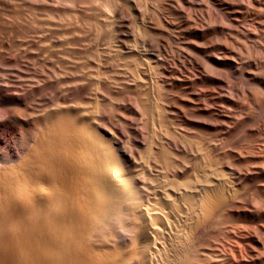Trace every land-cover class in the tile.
Wrapping results in <instances>:
<instances>
[{"label":"bare ground","instance_id":"bare-ground-1","mask_svg":"<svg viewBox=\"0 0 264 264\" xmlns=\"http://www.w3.org/2000/svg\"><path fill=\"white\" fill-rule=\"evenodd\" d=\"M14 1L0 264H264V0Z\"/></svg>","mask_w":264,"mask_h":264},{"label":"rangeland","instance_id":"rangeland-1","mask_svg":"<svg viewBox=\"0 0 264 264\" xmlns=\"http://www.w3.org/2000/svg\"><path fill=\"white\" fill-rule=\"evenodd\" d=\"M3 1H5L4 3H6L7 1L9 2V0H2V2ZM14 1V0H13ZM12 1V2H13ZM1 2V0H0V7L2 6V8H4V9H6V11H5V13L6 12H8V11H10L9 9H11V10H13V7H16L17 5H13L12 4V2H11V6L9 5V4H6L8 7H6V5L3 7V5H4V3H2ZM7 2V3H8ZM9 2V3H10ZM3 5H2V4ZM14 4H15V1L13 2ZM51 6V7H50ZM50 6H47L46 8H45V11H46V13H47V15H51V16H55L57 13H58V11L55 9V7H52V5H50ZM6 7V8H5ZM10 7H12V8H10ZM2 8H0V10L2 9ZM48 8H49V10H48ZM4 9H2L3 10V12H4ZM47 9V10H46ZM54 12V14L53 13H51L52 11ZM1 10V11H2ZM14 11V10H13ZM56 11V12H55ZM11 12V11H10ZM10 12H8L9 14H10ZM0 13H2V12H0ZM5 13H2V14H0V15H2V16H0L1 18V20L2 19H4L5 17H7V16H4L5 15ZM6 15H8V14H6ZM50 17V16H49ZM13 19V18H12ZM0 53L2 52V50H3V54H2V56H5V54H6V58L4 57V59H3V57H1V54H0V64L2 63V62H4L5 63V61H8V62H6L5 64H6V66H5V64L4 63H2L1 64V66H0V158H4V159H6L7 161H10L11 160V158H10V155H14L15 157H17L18 155H16V154H18V152H19V149L22 147V145H23V142H24V136L23 135H25L24 134V131H25V129H24V122L22 121V120H20V119H17V120H15V119H13V118H11V116H10V113H9V107H11V106H14V105H17V104H22V103H24V101L27 99L26 97H31L32 95L33 96H35V94H38V93H41V94H45L46 96H47V94L50 92L51 93V90L49 91L48 89H42L43 91H39L40 89L38 88V87H33V86H35L34 85V83L36 82V81H34L33 79H29V75H30V73L29 72H23L22 73V75L23 76H25V73H28L26 76H27V78H25V79H23V78H21L20 79V77H17L18 75H16V76H14L15 74H13L14 72H12V68L13 67H7V66H10L9 64L11 63H13L14 61V59H15V55H16V52L14 53L13 51H15V49L13 48L14 46L13 45H17L18 44V41H19V38H23V36H27V35H29L28 37H30V39H33L35 36V34H31L29 31H28V34L27 35H21V36H19L20 35V33L22 34L23 32L21 31H19L20 33H18L17 34V32L18 31H16V34L13 32V31H10V29H9V31H7V29L5 30L4 28H2V27H0ZM2 30H5V31H7V32H10V33H12L10 36H9V33L7 34L6 32H4L3 33V31ZM58 32L57 30H54V32H53V30L52 31H47V37L46 38H48V42H50V40H51V42H52V40H53V42L55 43V41L57 42V41H59L60 42V40H59V38H56V37H58V36H55V34L54 33H56V32ZM25 33H27L26 31H24ZM1 33H2V36H1ZM31 35H30V34ZM49 33H50V35H49ZM59 33V32H58ZM57 33V34H58ZM6 34V35H5ZM141 34H144V32L142 33L141 32ZM145 34H148V33H145ZM144 34V35H145ZM16 35V36H15ZM33 35V36H32ZM52 35L53 36H55V38H56V40H55V38L53 39V37H52ZM61 35V34H60ZM108 35V34H107ZM109 35H111V37L110 36H108L109 38H110V40H108L109 38L107 37L106 38V41L105 42H107V44L108 45H118L117 43H118V39H116L117 37L115 36V38H114V35L111 33V34H109ZM17 36L19 37V38H17ZM147 38H152L153 40H155L156 38H157V36L156 35H154V34H150V36H149V34L148 35H145ZM32 37V38H31ZM52 37V38H51ZM60 37V39L62 40L61 41V45H63V44H65V43H63L64 42V39L61 37V36H59ZM116 39L115 41H117V42H115L114 41V39ZM2 38V39H1ZM8 38V39H7ZM111 38H112V40H111ZM5 39V40H4ZM8 41H7V40ZM10 39V40H9ZM13 39V40H12ZM14 39H16L15 41H14ZM18 40V41H17ZM22 40V39H21ZM35 40H37V35H36V37H35ZM108 40V41H107ZM7 41V42H6ZM16 41H17V43H16ZM23 41H24V39H23ZM12 42V43H11ZM50 43L51 45H54V43ZM110 42V43H109ZM10 43V44H9ZM58 43V42H57ZM11 44H13V45H11ZM56 44V43H55ZM11 46V48H10V46ZM56 45H59V43L58 44H56ZM66 45V44H65ZM70 45H73V44H70ZM75 45H77V44H75ZM3 47H4V49H3ZM7 47V48H6ZM9 47V48H8ZM5 50H7V52L5 51ZM9 50V51H8ZM12 51V52H11ZM15 55H14V54ZM10 54H12V55H10ZM10 55V56H9ZM15 56V57H14ZM96 56V55H95ZM8 59V60H7ZM92 59L94 60V58L92 57ZM94 61H96V58H95V60ZM10 62V63H9ZM102 62H104V60H102ZM107 62H109L110 63V61H107ZM107 62H105V63H100L103 67H102V69L103 68H105L104 67V64L105 65H109V63L107 64ZM111 65V64H110ZM109 65V66H110ZM3 66V67H2ZM4 66H5V68H4ZM112 66V65H111ZM110 66V67H111ZM108 67V66H107ZM105 68V70H109V67L108 68ZM40 68V67H39ZM38 66H36L35 65V68H33L35 71H37L38 69ZM38 71H40V70H38ZM4 74V75H3ZM32 74V73H31ZM2 76V77H1ZM10 76V77H9ZM9 78V79H8ZM18 78V79H17ZM15 79V80H14ZM23 79V80H22ZM27 79V80H26ZM4 82H6V83H4ZM10 82V83H9ZM33 85H32V84ZM10 84V85H9ZM26 84V85H25ZM21 85H23V87L21 86ZM22 87V88H21ZM27 87V88H26ZM37 88V89H36ZM39 89V90H38ZM17 90V91H16ZM35 90V91H34ZM30 91V92H29ZM16 92V93H15ZM38 92V93H37ZM21 93V94H20ZM50 93L48 94V97L50 96ZM107 107V106H106ZM5 109V110H4ZM107 109H108V107H107ZM258 109V108H257ZM106 110V109H105ZM255 110H256V108H255ZM254 112V111H253ZM259 112V111H258ZM258 112H256V113H258ZM260 113V112H259ZM258 113V114H259ZM255 114V113H254ZM109 115L111 116V114L109 113ZM256 115V114H255ZM108 116V115H107ZM110 116H108V117H110ZM257 116V115H256ZM251 123V124H250ZM245 124H248L247 125V127H245V129L246 130H243V134L242 133H239V135H237L236 136V138L234 139V140H229L226 144H225V146L224 147H227L229 144L230 145H233V144H235L236 146L238 145L239 146V142H241L242 143V141H249V142H251V145H253V143H254V145L253 146H256V148L259 146H261L260 144L262 143V142H264V136H261V134H259L258 133V130H259V128L257 129V127H259L258 125H255V124H253L252 122H245L244 123V126H246ZM249 124L251 125V126H249ZM253 125H255V126H253ZM251 128V129H249V128ZM253 127H254V129H253ZM8 128H12L13 129V133H8ZM256 129V130H255ZM24 130V131H23ZM249 130V131H248ZM255 131H256V133H255ZM10 132V131H9ZM252 132V133H251ZM246 133H248V134H246ZM240 134H241V137H240ZM258 134V135H257ZM243 135V136H242ZM253 135V136H252ZM259 135H260V137H259ZM10 136V137H9ZM255 136H256V138H255ZM261 137H262V139H261ZM6 138H8L9 140H10V142H5V139ZM244 138V139H243ZM261 140H260V139ZM239 139V140H238ZM247 139V140H246ZM7 140V139H6ZM251 140V141H250ZM257 140V141H256ZM231 141V142H230ZM237 144H236V143ZM253 142V143H252ZM232 143V144H231ZM240 143V144H241ZM245 142H243L242 144H244ZM240 146H242V145H240ZM10 149V150H9ZM261 155H263V153H260ZM255 179H257V181L255 180ZM255 179H253L254 180V182L252 181V183L250 184V183H247V184H249V192H254L255 191V195H257V190H255V189H258V187H261L260 185H262L263 183H264V178H255ZM260 183V185H258ZM262 183V184H261ZM257 185H258V187H257ZM253 186V187H252ZM254 186H256V187H254ZM253 189V190H252ZM253 194V195H254ZM263 194V193H262ZM252 195V196H253ZM253 199H254V197H253ZM255 200V199H254ZM253 202H255V201H253ZM253 223L251 222V224L250 225H252ZM255 224H253V226H254ZM253 226H251V228L253 227ZM257 227V228H256ZM258 227L259 226H257V225H255V228L256 229H258ZM254 228V227H253ZM254 228V230L253 231H256V229ZM260 228V227H259ZM250 229V228H249ZM252 230V229H251ZM240 257H242V259L240 258ZM239 258H240V262L241 263H244L245 261H243V256L242 255H239ZM245 260V259H244ZM254 264H260L258 261L256 262H253Z\"/></svg>","mask_w":264,"mask_h":264}]
</instances>
